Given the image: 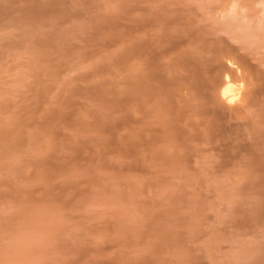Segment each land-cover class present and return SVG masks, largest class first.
<instances>
[{
  "label": "rangeland",
  "instance_id": "obj_1",
  "mask_svg": "<svg viewBox=\"0 0 264 264\" xmlns=\"http://www.w3.org/2000/svg\"><path fill=\"white\" fill-rule=\"evenodd\" d=\"M0 264H264V0H0Z\"/></svg>",
  "mask_w": 264,
  "mask_h": 264
},
{
  "label": "bare ground",
  "instance_id": "obj_2",
  "mask_svg": "<svg viewBox=\"0 0 264 264\" xmlns=\"http://www.w3.org/2000/svg\"><path fill=\"white\" fill-rule=\"evenodd\" d=\"M227 77V76H226ZM229 78V77H228ZM228 78H226L225 79V85H224V88H223V90L221 91V98L225 101V102H227V104L229 103V104H231V103H234V102H236L237 100H238V95L236 94L237 92L235 91L236 89H234V87H232L231 85H229L230 83L228 82ZM230 81V80H229ZM40 213H42V212H40ZM35 214V213H34ZM33 214V218H32V220L33 221H36V219H39V220H44V218H45V216H41L42 214H35L34 215ZM37 222V221H36ZM49 224H50V222H49ZM49 224H47L48 226H49ZM45 225H46V223H45ZM46 225V226H47ZM52 225V224H51ZM41 227V226H40Z\"/></svg>",
  "mask_w": 264,
  "mask_h": 264
}]
</instances>
